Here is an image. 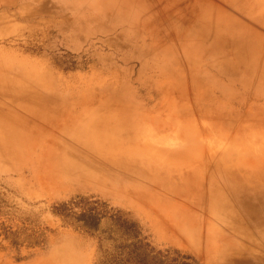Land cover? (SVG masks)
I'll return each instance as SVG.
<instances>
[{"label": "rangeland", "instance_id": "rangeland-1", "mask_svg": "<svg viewBox=\"0 0 264 264\" xmlns=\"http://www.w3.org/2000/svg\"><path fill=\"white\" fill-rule=\"evenodd\" d=\"M0 77V264H264V0H0Z\"/></svg>", "mask_w": 264, "mask_h": 264}, {"label": "bare ground", "instance_id": "bare-ground-1", "mask_svg": "<svg viewBox=\"0 0 264 264\" xmlns=\"http://www.w3.org/2000/svg\"><path fill=\"white\" fill-rule=\"evenodd\" d=\"M219 43H221V42H219ZM213 48H214V50H216L214 46H213ZM238 48H240V45H239ZM245 55H247V54H245ZM237 62H240V64H241L240 66L241 67L250 64V63H247L246 59H244V58L239 59ZM229 67H231V66H229ZM248 68L251 70L252 66H249ZM7 84L8 83H6L4 81V79L2 77H0V85L2 87H4V89H1L2 93L4 94V97L6 96V98H8L11 101L16 100V102H18L19 99L20 100H24V98H23L24 95H21V91L19 89L15 88V86L7 85Z\"/></svg>", "mask_w": 264, "mask_h": 264}]
</instances>
